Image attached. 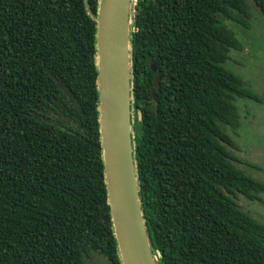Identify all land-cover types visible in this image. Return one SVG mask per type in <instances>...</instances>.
Returning a JSON list of instances; mask_svg holds the SVG:
<instances>
[{
    "label": "trees",
    "instance_id": "obj_1",
    "mask_svg": "<svg viewBox=\"0 0 264 264\" xmlns=\"http://www.w3.org/2000/svg\"><path fill=\"white\" fill-rule=\"evenodd\" d=\"M97 1L0 0V264H121L98 132ZM246 9L132 1L133 153L156 264H264V223L235 201L261 200L264 181L235 167L223 129L238 126L233 98L257 99L222 65L240 46L223 19Z\"/></svg>",
    "mask_w": 264,
    "mask_h": 264
},
{
    "label": "water",
    "instance_id": "obj_2",
    "mask_svg": "<svg viewBox=\"0 0 264 264\" xmlns=\"http://www.w3.org/2000/svg\"><path fill=\"white\" fill-rule=\"evenodd\" d=\"M131 6L132 0L97 1L94 57L98 132L106 200L120 262L156 264L133 153ZM151 68L154 70L153 64ZM152 97L156 99L154 94Z\"/></svg>",
    "mask_w": 264,
    "mask_h": 264
},
{
    "label": "rangeland",
    "instance_id": "obj_3",
    "mask_svg": "<svg viewBox=\"0 0 264 264\" xmlns=\"http://www.w3.org/2000/svg\"><path fill=\"white\" fill-rule=\"evenodd\" d=\"M245 2L247 14L234 12L231 18L223 19L240 46L227 50L228 58L222 65L238 75L244 87L251 89L257 99L233 98L238 126L223 125V129L234 142V147H226L237 159L232 161L235 167L264 181V16L253 0ZM235 201L241 210L264 223V193L261 200H251L237 193ZM84 264L109 263L100 255L92 254Z\"/></svg>",
    "mask_w": 264,
    "mask_h": 264
}]
</instances>
